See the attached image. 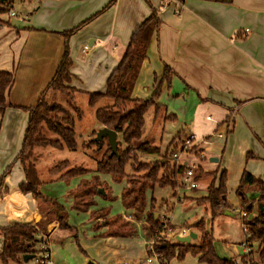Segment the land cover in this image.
I'll return each mask as SVG.
<instances>
[{
	"label": "crops",
	"instance_id": "1",
	"mask_svg": "<svg viewBox=\"0 0 264 264\" xmlns=\"http://www.w3.org/2000/svg\"><path fill=\"white\" fill-rule=\"evenodd\" d=\"M24 1L17 8L19 11L14 9V0L11 1V8L19 16L0 13V71H14V82L6 95L8 106L0 115V229L14 223L35 225L38 233L46 236L51 264H120L131 257L137 263L143 260L147 239L102 235L107 228L97 229L95 225L100 218L91 216L92 210L99 209L96 201L99 198L95 197L96 204L88 210L79 211L73 197L68 195L81 179L96 174V165L94 169L88 168V163L81 160L77 168L86 173L64 177L72 168L51 169L65 161L56 156L57 148L27 152L24 156L27 173L15 158L27 123L28 113L24 108L36 103L54 75L63 53L62 32L101 11L68 41L72 61L69 85L77 93L73 98L51 90L46 93L48 101L58 104L56 114L70 116L79 124L84 114L76 98L84 95L88 103L87 93L104 91L106 80L119 62L132 32L150 15V6L156 9L161 22L141 63L131 97L147 99L158 86L159 93L166 89L168 97L173 99L169 103L174 101L177 108L157 101L154 107L157 123L175 122L181 117L184 127L192 129L189 135L210 140L211 147L206 152L217 160L209 158L210 163L206 164L203 159L198 165L196 181L204 183L189 189L179 182L176 198L202 203L209 209L202 198L207 195L209 184L213 180L217 183L224 172L228 213L224 211L219 218L226 217L223 218L225 230L228 225L237 224L228 217L236 208L227 195L235 193L242 172L264 183V0H115L105 10L110 0ZM86 45L88 48L83 51ZM165 65L174 72L169 87L165 82L160 84ZM101 101V107H115L111 100ZM134 104L135 101H129L125 106ZM100 127L95 123L92 131ZM42 133H46L45 128ZM100 158L101 155L97 161ZM182 158L187 161L189 156ZM97 176L112 188L108 189L113 201H121L122 190H114L103 174L97 173ZM26 177L38 184L44 197L64 206L72 230L60 227L56 216L47 211L45 201L20 191L19 185ZM120 182L125 185L124 180ZM245 192L251 193L254 204L258 205V192L252 188ZM234 202L240 203L239 198L235 196ZM123 210L124 218L132 213L130 209L123 207ZM255 214L256 210L250 211V217ZM107 216H114L112 209H108ZM242 221L241 217L242 234L240 229L226 231L231 237L224 241L231 247L228 256L232 258L244 253L242 245H238L245 237ZM189 230L195 233L194 228ZM232 237L235 240L229 239ZM256 247L254 243L251 249L255 254Z\"/></svg>",
	"mask_w": 264,
	"mask_h": 264
},
{
	"label": "trees",
	"instance_id": "2",
	"mask_svg": "<svg viewBox=\"0 0 264 264\" xmlns=\"http://www.w3.org/2000/svg\"><path fill=\"white\" fill-rule=\"evenodd\" d=\"M12 0H0V13L7 12L11 8ZM148 1V0H147ZM115 0H110L103 10L111 6ZM151 13L144 19L132 32L129 42L117 65L113 68L106 80L104 91L89 92L88 104L96 105L102 99H108L115 103L113 108L97 107L95 109V119L99 126L113 129L118 134L117 152L111 154V148L106 138L102 140V146L93 141L92 137L96 134V129L90 134L88 142L95 144L98 150H102L101 158L97 161L94 169V174L89 179H81L77 187L70 191L68 195L73 197L74 206L79 211H86L94 206L95 197L101 196L99 189H103V197L114 199L110 195V191L106 185L101 182L97 173L110 175L113 181H125L122 188L120 199L122 206L133 211V217L138 218L147 207V192L153 190L157 186H169L175 189L177 181L170 178L171 175L164 173L161 178H157V165L141 159L140 154L161 155L159 147L152 145L149 142L141 141L143 128L145 123V115L148 111L158 105L157 97L160 91L158 86L153 96L147 99H132L131 92L138 76L142 61L147 56L148 46L152 38L157 34L160 25V18L156 9L150 6ZM102 10V11H103ZM101 11L93 14L74 28L62 32L64 36L63 53L60 62L47 84L46 88L40 94L36 103L33 106L24 108L28 113L26 128L24 131L20 151L16 155V160L20 161L25 173L27 166L24 161V156L27 152L33 149L57 148V149H75L78 146L76 132L74 130L75 120L70 116H64L61 120L54 118L53 112L57 106L49 104L46 93L47 91H56L67 95L71 98L77 93V90L69 85L72 64L69 55L68 41L70 36L75 33L82 25L96 17ZM1 23V21H0ZM173 70L165 65V69L161 78V82H165L169 87ZM14 82V71H0V115H2L8 106L6 95ZM129 101H135L132 107H126L125 104ZM45 128L46 133H42ZM101 128V127H100ZM160 157V156H159ZM12 165L8 166L9 169ZM185 164H180L177 167L178 171H183ZM86 173L84 170L74 169L64 173V177L78 176ZM5 174L2 175L1 180ZM181 175V173H180ZM247 188H252L258 192L257 212L250 218H243L242 223L246 226L245 241L252 246L257 244L256 251L258 262L264 264V183L243 171L238 187L236 188V196L241 203H245L247 199L253 200L254 196H249L245 192ZM19 189L23 194H31L34 198H40L48 204L47 211L56 216L60 223V227L72 230V226L67 223V211L63 205L58 202L48 199L42 195L38 189V184L26 181L19 185ZM226 175L222 172L218 182L213 180L208 187L207 195L202 198V201L208 203L211 218L222 214L228 207L226 200ZM254 194V193H253ZM155 201L154 196H151L149 201V209L147 210L146 224L148 226L147 233L153 234L156 230L162 229L165 225L175 228L176 226L168 222H164L160 217H155ZM250 201L244 206L248 212L252 209ZM108 213V209L99 208L91 211L93 218H100L96 223L97 229L101 227L107 228L102 235L104 236H128L133 235L135 230L128 229V225L121 220L120 215H114L111 218L103 219ZM102 218V219H101ZM181 227H196L200 230V238L198 244L180 243L163 241L154 246V249L160 252L166 261V264L172 259L183 258L187 253L198 256V260L206 264H235L236 257H221L214 248V238L211 232L206 231L203 224L199 221L186 224ZM39 229L31 224L14 223L0 229L2 249L0 251V264H24L34 258L41 251L35 248L38 241H47L39 239L36 234ZM252 250L247 255H241L239 258L248 264L251 263L250 256ZM25 255H32L27 260ZM43 259H39L34 264H45ZM92 264V263H87Z\"/></svg>",
	"mask_w": 264,
	"mask_h": 264
},
{
	"label": "rangeland",
	"instance_id": "3",
	"mask_svg": "<svg viewBox=\"0 0 264 264\" xmlns=\"http://www.w3.org/2000/svg\"><path fill=\"white\" fill-rule=\"evenodd\" d=\"M24 2H26V1L14 0V9L19 11L18 9L21 7V5ZM17 15H18V13H17ZM168 94L169 93L166 89L162 90L158 94L157 101H159L163 105L164 104L166 106L168 105L170 108L171 107L177 108V105L174 101L169 103V101H172L173 99H170L168 97ZM75 101H76V104L82 109V111H83L82 113L84 114L83 120L81 119L80 123L75 124V127H74V130L76 132V139H77L79 144H78L77 148H75L73 150L72 149H57V155L56 156L59 157L58 158L59 160H65V161L62 162L61 164L56 163L55 166L53 168H51L52 170H56V168L61 169V168H68V167L72 168V169H69L68 171L78 169L77 166L81 160L86 161L88 163V166H87L88 168L94 169V167L97 163V157H99L102 154V150H98V147L93 143L85 142V144L82 145V142L86 141V139L88 137H89V139L91 138L89 136L90 131H92V129H94L93 127H94L95 123H97V121L95 119V109L97 107L102 106L101 105L102 101H99L98 103H96V105L91 106L88 103H86L84 95L78 96ZM48 102H49V104L54 105V103L52 104L50 101H48ZM56 106H58V104H56ZM177 110H179V109H177ZM55 111L56 110H54V112H53L54 118L56 120H61L64 116H60V113L56 114ZM185 113H186V110L184 111V114ZM65 116H67V115H65ZM156 117L157 116L154 113V107H152L148 111V113L145 115V123H144L141 141H146V142L151 143L154 146L159 147V149L161 151V155L140 154V157L144 161H147V162H150L152 164L157 165V167H158L157 168V178H161L164 175V173L171 175L170 178H173L174 180L177 181L176 188L172 189L169 186L161 187V186L156 185L153 188V190H149L147 192V207L145 208L143 213L138 218L133 217V211H132L131 215H129L130 217L129 216L126 217L127 219L124 218V216H122L124 214V210H123V206H122L121 201L120 200L113 201V199L111 200V199L105 198L102 195L104 193H102L101 196L100 195L96 196L97 198H99L96 200L98 208L112 209V212L114 215H120L121 216V220H123L128 225V229H130V228H132V230L136 229V233H134L132 236H138L139 238L144 239L145 241H146V239L148 240L150 237H154V238L158 239L157 240L158 243H156L155 245H157L163 241H169L171 243L177 242V240L171 236V233L174 230L181 228V226H185L186 224L192 223L194 221L193 219L195 217H197V219H198L197 221H199L203 224L205 230L212 233L213 238H214V248H215L216 252L218 253V255L221 257H229L228 256V255H230L229 249L231 247L230 248L228 247V243H226L224 241V239H228V237H231V236L229 234H226L227 233L226 231L229 232V229H232L233 232H236V231H239V229H240L241 234H242V229H241V225H239V221L241 218L240 217V211L242 209H244L245 204H243L241 202L237 204V202H234V199L236 196V190H235V193L233 191L232 193H229L227 195L229 200L234 203L233 204L234 208H236L235 212H233L232 216H228V215L227 216L229 218L233 219L237 224L232 223V224L228 225L227 229L225 230V224H223V218H226V217L221 216L219 218V216H217L214 219H212L209 209H206L204 207L205 204H202V203L200 204L198 202L197 203L196 202H190L191 200L185 201V202L181 201V200L178 201V198H176V196L178 197V195H179V193L177 191V187L179 186V182L181 184L180 173H182V172L178 171V173L176 174L177 168H175V167L172 168V166H173L172 158H173V153L180 154V148L182 145L181 141L188 138L189 131H192V129L190 128V126H187L186 128L184 127L183 123L180 122L181 117L178 118L177 120H175V122H169L167 120H164L161 123H157ZM163 122H165V123L163 124ZM223 133L225 135V132H223ZM89 139L87 141H89ZM92 139H93V137H92ZM206 139L208 141H210L208 138H206ZM87 146H89V149H86ZM214 153L215 152H213L212 155H215ZM208 154L209 153L205 151L204 156L202 158H199V156L195 155L194 153L184 154L181 157L189 156L188 160L192 163H195L196 165H199L201 160H203V159H206V160H204V162L206 164H209L210 163L209 158L211 155L209 156ZM183 159H185V158H183ZM66 160L69 161V164H68V161L66 162ZM197 171H198V167L195 170V174L198 173ZM82 175H78V176H82ZM93 175H94V173L91 176H93ZM103 175H104L103 176L104 179H106L109 183L111 182V186H113L114 190H116L117 192L120 191V189L122 190V188L124 187L123 182L113 181L110 175H107V174H103ZM196 183L197 184L198 183L203 184L204 182L202 180L201 181L199 180V181H196ZM105 185H106L107 189L111 188L110 186H108L107 183H105ZM189 189H191V188H189ZM108 190H110V189H108ZM151 196H154V198L156 199L155 208H156L157 215H155V217L159 216L160 219L164 222H168V221H169V223L172 222L171 224L175 225L176 226L175 228L170 227L168 225H165L164 227H162V229L156 230L153 234L147 233L148 226L146 224V217H147V210L149 209V201H150ZM254 200H248L247 199L246 201L250 202V201H254ZM199 201H201V200H199ZM252 204L253 205H252L251 213H253L255 210L257 212V205L254 204V202ZM166 205H168V207H169L168 209H167ZM107 215H108V213L106 215H104V217H102V218L103 219L111 218L110 216H107ZM219 219H221V221ZM185 228H189V229L194 228L195 233H197L198 237L200 238V230L198 228H196V227H185ZM159 232H162V234H159ZM198 237H197V239H198ZM197 239L196 238L191 239V242H192L191 244H198V242L200 240L199 239L197 240ZM229 239L235 240L233 237L229 238ZM196 240H197V242H195ZM236 243H238V242H236ZM242 243H240L238 245L241 246ZM146 250H147V246H146ZM41 255L42 254L39 252L34 258L29 260L28 262H25L24 264H34L37 261V259L39 257H41ZM250 259L253 261L258 260L257 254H255L253 252V254L250 256ZM127 261L130 264H132V263L133 264H139V263H137L138 260L136 258L131 257V258H128ZM120 262H122V261L120 260ZM168 264H206V263L199 261L198 256L193 255L191 253H187L181 259L172 258L168 262Z\"/></svg>",
	"mask_w": 264,
	"mask_h": 264
},
{
	"label": "built area",
	"instance_id": "4",
	"mask_svg": "<svg viewBox=\"0 0 264 264\" xmlns=\"http://www.w3.org/2000/svg\"><path fill=\"white\" fill-rule=\"evenodd\" d=\"M7 14L9 17H13L16 15L14 9H12V8L8 9ZM87 48H88L87 45L84 46L83 51H86ZM210 147H211V143L206 138H197V137H195L194 134H191V135H189L188 138H186L185 140L182 141V145L180 148V154L173 153V158H172L173 166H172V168H174V167L177 168L180 164H183V163L185 164V168L183 169V171L180 175V181L184 187L195 188L197 186L195 170L198 167V165L190 162L189 160L184 161V159L181 156L184 154L194 153L195 155H198L199 158H202L204 156V152ZM248 200H250V198ZM248 203L249 202L246 201L244 204L247 205ZM240 216L242 218H250V212H248L246 209H242L240 211ZM242 228H243V231L245 234L247 232L246 226L243 224ZM189 233H190V230L188 228L181 227L177 230H174L171 233V236L176 239L177 235L178 236H186ZM159 234H162V232H159ZM36 237L39 239H45L46 236L44 234L37 233ZM157 240L158 239H156L154 237H150L146 241L147 254L144 256L143 260L139 264H166L164 256L160 252H158L154 249L155 244L158 243ZM35 247L41 251L42 255L40 258L43 259L42 262H45V264H51L48 243L40 240L36 243ZM242 247L244 250V253L242 255L249 254L251 249H252V246L250 245V243H247L245 241V237H244V241L242 243ZM239 257L240 256H238L234 259L235 264H248V262L244 263ZM254 262L257 264H261L258 262V260H255V261L252 260L251 261V263H254ZM120 264H129V262L124 261Z\"/></svg>",
	"mask_w": 264,
	"mask_h": 264
},
{
	"label": "water",
	"instance_id": "5",
	"mask_svg": "<svg viewBox=\"0 0 264 264\" xmlns=\"http://www.w3.org/2000/svg\"><path fill=\"white\" fill-rule=\"evenodd\" d=\"M106 138L109 146L111 148V154H116L117 150V133L113 129H110L108 127H101L96 131L95 136L93 137V141L97 142L99 147L102 146V140ZM216 158H210V161H216ZM99 193H104L103 189L98 190ZM225 213H228V211L225 210ZM155 215L157 213L155 212ZM197 237L196 233L190 232L186 236H176V240L180 243H189L191 239H195ZM29 257H32V255H25L24 259L27 260Z\"/></svg>",
	"mask_w": 264,
	"mask_h": 264
}]
</instances>
